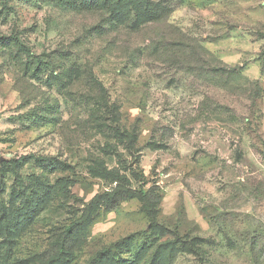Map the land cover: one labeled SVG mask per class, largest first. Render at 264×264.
Instances as JSON below:
<instances>
[{
	"label": "rangeland",
	"instance_id": "rangeland-1",
	"mask_svg": "<svg viewBox=\"0 0 264 264\" xmlns=\"http://www.w3.org/2000/svg\"><path fill=\"white\" fill-rule=\"evenodd\" d=\"M75 2L0 0V264H264V0Z\"/></svg>",
	"mask_w": 264,
	"mask_h": 264
},
{
	"label": "trees",
	"instance_id": "trees-1",
	"mask_svg": "<svg viewBox=\"0 0 264 264\" xmlns=\"http://www.w3.org/2000/svg\"><path fill=\"white\" fill-rule=\"evenodd\" d=\"M72 3H77L75 1L77 0H70ZM101 0H78V4L80 5H86L88 8H96L98 7V3ZM128 2L130 4V8L129 10L125 7V5L123 3ZM102 2L106 5V6H111L113 4L116 5L117 9V16L116 18L119 20H123L124 18H126L128 16V14H132V12L134 11V9L137 6H147V0H102ZM164 16H160L159 14L156 13H152V15H150V18L148 19V21H146L147 23L150 22H157L161 19H163ZM4 43L7 45L10 44H16V46L18 47H23V45L19 42V40L13 38H6L4 40ZM197 57H196V63H197V67L196 69H194L195 71H197V74L195 75L194 81L195 84L190 87L193 88V90H197L201 93H203V100L202 103L206 104L208 101V95L210 93H212V91L214 92V94H216L218 96L219 91L225 87H231L230 84L231 82L234 81H238V79H243L246 83L247 86H245L244 83L242 84H237L240 92L242 93V98H238L239 103L243 104L244 107L246 106L248 115H246V120L248 119V116H252L253 115V110L252 108H255V105L257 103V101L261 98V93H262V89L258 84L257 80H252L249 78H244L242 76L241 70L242 67L241 66H233V67H226V66H219V65H214V66H208V71L203 70L204 69V62H205V58L204 56H202V54L200 52H197ZM209 74L210 76V85H208L206 83L205 77ZM95 85H97V81L94 82ZM100 84V83H98ZM102 86V85H101ZM223 96H221L220 98H218L219 100H215V105L212 108L213 110H218L220 108H224V105L221 103ZM245 102H247V104H245ZM246 114V113H245ZM249 120V119H248ZM247 120V121H248ZM250 130V129H249ZM118 195H122V190L120 189H115L112 191V193H110L109 199L112 205H115L117 202V198ZM61 252H62V246L60 247L56 257L54 259H52V262H55L57 260H59L61 258Z\"/></svg>",
	"mask_w": 264,
	"mask_h": 264
},
{
	"label": "water",
	"instance_id": "water-1",
	"mask_svg": "<svg viewBox=\"0 0 264 264\" xmlns=\"http://www.w3.org/2000/svg\"><path fill=\"white\" fill-rule=\"evenodd\" d=\"M0 161H2V159H0Z\"/></svg>",
	"mask_w": 264,
	"mask_h": 264
}]
</instances>
